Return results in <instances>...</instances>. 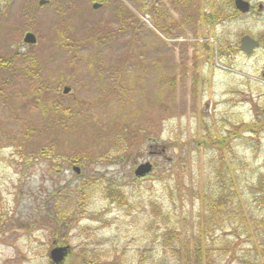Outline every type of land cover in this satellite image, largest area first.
Masks as SVG:
<instances>
[{
  "label": "rangeland",
  "instance_id": "obj_1",
  "mask_svg": "<svg viewBox=\"0 0 264 264\" xmlns=\"http://www.w3.org/2000/svg\"><path fill=\"white\" fill-rule=\"evenodd\" d=\"M38 1L0 0V264H50L54 206H73L63 197L80 188L90 202L69 234L75 254L185 264L200 244L206 264H264V49L240 51L242 37L264 39V17L211 27L234 0H164L155 21L151 0L98 12L88 0ZM147 162L153 172L137 179ZM221 194L234 203L212 212ZM168 231L177 251L170 238L161 249Z\"/></svg>",
  "mask_w": 264,
  "mask_h": 264
},
{
  "label": "trees",
  "instance_id": "obj_2",
  "mask_svg": "<svg viewBox=\"0 0 264 264\" xmlns=\"http://www.w3.org/2000/svg\"><path fill=\"white\" fill-rule=\"evenodd\" d=\"M202 13V12H201ZM201 15V14H200ZM240 14L237 11H234L233 13L227 15L225 13V10H220L219 8H216L214 11H212L209 16L207 17V20L210 24L211 27H215L218 23L222 22L225 19H236ZM207 22V23H208ZM212 50V49H209ZM231 49L227 50L224 46H220L218 51L220 53L227 54L230 52ZM238 51V48L234 49V52ZM214 54L212 53V56ZM4 64H0V67H4ZM9 66H12L9 64ZM198 66H195V69H197ZM196 72V71H195ZM58 126V125H57ZM61 127V126H59ZM58 127V128H59ZM263 127V122H259V124L256 123H249L248 125H244L243 129H246V131H250L253 133H257V130H260ZM237 136V135H236ZM212 144H219L222 145L225 143V141L221 138H216L215 140L212 141L210 140ZM214 142V143H213ZM208 144V142H205ZM42 155L48 156L46 150H42ZM49 161L51 162L52 159L50 157L48 158ZM71 167L73 166H83V164L78 161L77 159L70 160L69 161ZM58 191L57 195H63L62 192L59 193ZM237 192V191H236ZM106 194L109 198H111L113 201H117L120 205L125 202V197L124 195L120 192L119 189L117 188H112L109 187L106 189ZM75 196V203L73 206L68 207H63L61 206H54V214L52 215L53 221H54V230H53V241L50 244L51 247L55 248H62V247H69L70 248V254L65 260L64 263L62 264H101L93 256H86L85 254H75L71 247L69 246L70 244V237L69 234L72 232L76 227H78L80 223V218L82 219V210L85 209V204H89L90 202V193L89 191H86V188H80V189H75L73 193H67L65 197H63V200H67V202H73L72 197ZM214 198V197H213ZM234 201L228 199L225 197L224 194H221L218 198L213 199L212 202H209L210 204V209H212V212H226L231 206L233 205ZM237 207V206H236ZM240 218V221L245 223L244 217H241V215L238 216ZM254 223V221H253ZM264 224V220L262 221ZM248 230L252 228L250 237H254L257 233V228L254 225H250L246 227ZM205 230V227L203 228ZM254 234V235H253ZM205 232L203 234V231L201 233L200 231V237H204ZM162 239L161 249L166 250L165 246V241L167 238H170L171 240H174L176 244L173 246H170V250H175L177 251V247L180 245V238L177 236L174 231H168L163 237H157V239ZM202 250L203 246L198 244L196 246V251L194 252V255L191 254V251H186V256L189 257V260L186 261L185 264H206V259L202 258ZM72 251V252H71ZM177 264H182L181 260L179 259V262L176 261ZM50 264H57L53 263L50 260Z\"/></svg>",
  "mask_w": 264,
  "mask_h": 264
},
{
  "label": "water",
  "instance_id": "obj_3",
  "mask_svg": "<svg viewBox=\"0 0 264 264\" xmlns=\"http://www.w3.org/2000/svg\"><path fill=\"white\" fill-rule=\"evenodd\" d=\"M40 4L44 5L45 1H42ZM234 5H235V9L242 14H247L251 10L250 3L244 0H236L234 2ZM95 8L97 7L95 6ZM24 43L29 45H35L37 43V39L34 34H27L25 36ZM259 46L260 44L257 41L253 40L248 36L244 37L241 41V50L247 55L253 54V52L256 49H258ZM70 92L71 89L68 87L64 88L63 90L64 95H68ZM152 170H153V166L150 163H145L143 165H140L136 169L135 176L137 178H144L147 175H149L152 172ZM74 172H76L77 174L81 173L80 169L78 168H74ZM68 253H69L68 247L56 248L51 251L50 257L54 263L58 264L60 262H63V260L68 256Z\"/></svg>",
  "mask_w": 264,
  "mask_h": 264
},
{
  "label": "flooded vegetation",
  "instance_id": "obj_4",
  "mask_svg": "<svg viewBox=\"0 0 264 264\" xmlns=\"http://www.w3.org/2000/svg\"><path fill=\"white\" fill-rule=\"evenodd\" d=\"M13 1V0H9ZM119 0H88V3L90 4L91 9L94 12H98L100 10H103L105 8H109V7H113L114 4H116V6H121V2L118 3ZM124 3H131L134 0H122ZM171 5L176 4L175 0H170ZM164 4V0H151V5H149V7H147L149 10V13H151L150 17L152 19V21H155L154 19V14L157 12V10L155 8L158 9V5H163ZM95 6L98 7L95 9ZM259 7V6H258ZM121 12L123 13H129L128 10L125 9V7H121ZM148 13V12H147ZM251 14L253 13V15H255L257 17V19H262V16L264 17V5L262 8H258V10H253V12H250ZM250 15V14H248ZM247 16V15H246ZM254 17V16H253ZM114 32V31H113ZM111 32V33H113Z\"/></svg>",
  "mask_w": 264,
  "mask_h": 264
}]
</instances>
